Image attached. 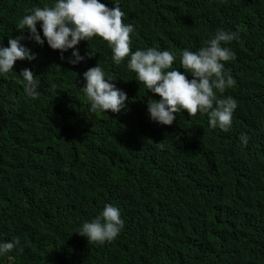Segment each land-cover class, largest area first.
<instances>
[{
  "label": "trees",
  "instance_id": "1",
  "mask_svg": "<svg viewBox=\"0 0 264 264\" xmlns=\"http://www.w3.org/2000/svg\"><path fill=\"white\" fill-rule=\"evenodd\" d=\"M51 3L0 0V43L21 34L26 10ZM120 7L135 26L132 50L195 51L218 28L237 34L228 45L235 59L225 62L234 85L217 93L236 101L232 127L210 128L206 114L186 111L170 126L150 121L148 99L159 96L121 67L112 76L126 109L89 112L82 74L112 61L107 42L81 41V55L96 53L72 65L71 49L61 59L22 40L36 58L13 71L30 69L40 95L26 96L14 72L0 77V239L20 241L0 264H264V0ZM105 203L119 207L123 228L110 242H89L75 231Z\"/></svg>",
  "mask_w": 264,
  "mask_h": 264
},
{
  "label": "clouds",
  "instance_id": "2",
  "mask_svg": "<svg viewBox=\"0 0 264 264\" xmlns=\"http://www.w3.org/2000/svg\"><path fill=\"white\" fill-rule=\"evenodd\" d=\"M110 2L111 7L101 0H53L51 4L26 10L16 22L21 34L10 37L7 46L0 43V77L14 72L23 81L26 96L35 100L40 92L33 72L28 68L21 69L19 74L13 71L16 61L31 62L36 58V54L21 41L28 39L40 46L46 43L50 49L59 50L61 59H64L63 53L71 49L68 63L76 65L96 53L89 49L81 55L79 43L98 37L107 42L112 61L106 67L97 62L82 74L85 83L80 91L86 96L89 112L119 113L126 109L127 93L118 88L121 85L112 76L115 69L121 67L128 73L133 72L135 80L147 92L159 96L158 100L148 99L150 121L170 126L180 112L186 111L189 116L199 112L207 115L210 128L227 132L232 127L237 104L232 97L217 93L234 85L231 74L225 70V62L235 59L228 45L238 39L237 34L218 28L195 51L156 47L132 50L135 26L123 22L126 13L120 7V0ZM176 61L179 67L174 66ZM181 68L183 72L178 70ZM188 75L191 79L186 78ZM240 142L246 145L247 136L242 135ZM123 225L119 207L105 203L94 218L83 221L75 232L89 242L103 244L115 239ZM19 243V238L0 239V256L12 252Z\"/></svg>",
  "mask_w": 264,
  "mask_h": 264
}]
</instances>
